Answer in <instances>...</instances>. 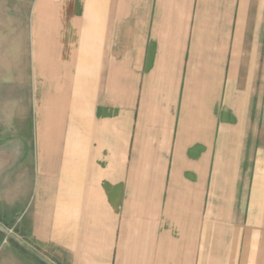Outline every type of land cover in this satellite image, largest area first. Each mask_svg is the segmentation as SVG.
Segmentation results:
<instances>
[{
	"label": "crops",
	"instance_id": "1",
	"mask_svg": "<svg viewBox=\"0 0 264 264\" xmlns=\"http://www.w3.org/2000/svg\"><path fill=\"white\" fill-rule=\"evenodd\" d=\"M2 243L264 264V0H0Z\"/></svg>",
	"mask_w": 264,
	"mask_h": 264
},
{
	"label": "rangeland",
	"instance_id": "2",
	"mask_svg": "<svg viewBox=\"0 0 264 264\" xmlns=\"http://www.w3.org/2000/svg\"><path fill=\"white\" fill-rule=\"evenodd\" d=\"M11 241L10 240H8V244L10 243ZM3 243H5V242H3ZM1 244V245H3V246H0V261H1V258L4 256V254H5V251L7 250L6 248V245L4 246V244Z\"/></svg>",
	"mask_w": 264,
	"mask_h": 264
}]
</instances>
